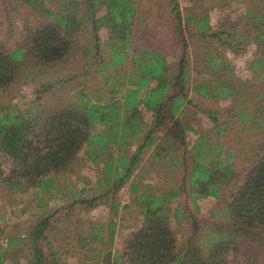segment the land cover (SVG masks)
<instances>
[{
  "label": "trees",
  "instance_id": "16d2710c",
  "mask_svg": "<svg viewBox=\"0 0 264 264\" xmlns=\"http://www.w3.org/2000/svg\"><path fill=\"white\" fill-rule=\"evenodd\" d=\"M136 1L9 0L31 19L0 40V153L16 164L0 184L30 221L10 230L15 208L0 215V264H264V0L236 18L226 7L243 0H208L201 12L194 2L185 14L166 0L151 24L161 46L136 40L148 17ZM227 52L249 79L234 77ZM45 68L67 86L63 96L40 106L42 83L22 101ZM92 75L101 80L88 84ZM181 194L191 227L206 224L197 240L181 242L171 227L185 215ZM49 196L66 201L51 206ZM207 198L218 206L206 223L194 211ZM104 205L111 217L96 222L91 209ZM122 208L137 212L136 228L116 219ZM60 210L73 217L67 230L51 222ZM249 245L262 250L243 259Z\"/></svg>",
  "mask_w": 264,
  "mask_h": 264
},
{
  "label": "rangeland",
  "instance_id": "374dc122",
  "mask_svg": "<svg viewBox=\"0 0 264 264\" xmlns=\"http://www.w3.org/2000/svg\"><path fill=\"white\" fill-rule=\"evenodd\" d=\"M195 2V7L197 8V10L199 12H201V10L203 8L208 7L210 4V2L208 0H178V5L180 10L182 11V14H185L183 10H185L187 8L190 9L191 7H189L192 3ZM9 4V0H0V40L3 39H7L8 42L18 38L19 34L21 33V21L22 20H27L29 21L31 19V14H28L26 10L24 9H20L19 12L16 10H8L7 9V5ZM136 5H137V12L140 16H142V13L144 15L147 14V19L146 22L144 23L143 20L137 25L136 27V35L135 38L137 41L142 40L144 41L147 45H160V42L158 39L153 38V33H156L155 29L153 32H151L152 28L154 26H152V22L154 19L158 18V17H164V13L163 10L166 9L167 3L166 0H137L136 1ZM226 10H228L229 12H231L232 16H235L234 18L238 17V16H242L244 11H257L258 7L257 5L252 1V0H243L242 2H230L228 4V6L226 7ZM196 11V10H195ZM196 11V12H198ZM217 12L215 11H210V22L211 25L214 24V21L216 22L215 17L217 16ZM145 18V17H144ZM241 18V17H239ZM238 18V19H239ZM237 19V20H238ZM104 29H100L99 30V39L100 41H104ZM152 34V35H151ZM89 38L88 36H82L81 37V43H86L89 42ZM106 50V47H105ZM104 50V51H105ZM245 50L249 51L250 50V46L249 44H246L245 46ZM227 56L230 55V57H232L233 59L235 57H237L234 61V65H235V72H234V77L239 79V80H245V79H249L250 76L248 74V72L245 69V63L243 62V59L238 57V54H230V52H227ZM243 53V52H242ZM104 55H106V53L104 52ZM169 62H172V57L168 56ZM230 61L232 59H229ZM54 72L48 70L47 68H45L43 71H41L40 73H37V75H33L31 80L28 81V83H26L25 88H22V92L23 94H19L20 95V99L22 101H27L30 98H33V86H36L39 84H44V88L43 90H46L45 92L40 94V97L38 99V102L40 104V106H46L48 105L50 102L53 103L54 100L56 99H60L63 94L65 93L67 86L65 84H63L64 82H61L57 79H55L54 77ZM56 75L60 76L61 72L56 73ZM101 80V78L98 75H92L90 76L89 79V83L88 84H92L95 81H99ZM47 82L49 84H47ZM67 82H71L70 80ZM47 87V88H46ZM57 87H62L63 89H58ZM21 88V87H20ZM41 89V88H40ZM59 91H61V93H59ZM57 96V97H56ZM193 100L197 103H200L206 107L209 108H215L217 107L218 109H221L223 104H217L214 101L210 100V99H201L198 96L194 95ZM201 121L202 123L205 124L204 122V117H201ZM15 163H13L7 156H5L4 154L0 153V172L2 174H5L9 171H12L15 169ZM158 186V185H157ZM120 195L117 196V200L119 199ZM51 196L48 197V204L49 205H54L57 206L59 205L62 201H66L65 198H62L63 200H51L50 199ZM26 202V198L24 199ZM177 200V199H176ZM175 200V201H176ZM179 203L184 207V213L187 210H191V205L190 202L188 200V197L184 194H181L178 197ZM197 203H199V210L194 211V217H196L197 219H205L206 223L208 221H210V219H206L207 217H209V215H211V210L212 208L218 206V202L214 201L211 198H207V199H202V200H198ZM9 206H12L15 208V215L12 216L8 222L10 225L12 224H16V226H12L10 227V230H23L24 227L29 223L30 218H29V209L25 208L24 212H21L20 214H17V210L20 206V204H10L9 199L6 197V195H4V190L2 189V186L0 184V215L2 213L5 212L6 209H8ZM132 206H129V208H132ZM54 208V207H52ZM52 208L47 209V210H52ZM49 211V212H50ZM64 214V210H60L58 212H56L52 219L51 222L57 224L58 226H60L61 230H67L70 228V226H68V224L70 222L73 221V217L71 218H66L63 217ZM93 219L96 220V222H105V220L108 217H111V214H108V208L107 205L104 206H98L96 208L91 209V215H90ZM118 216H121V224L124 223H128L130 225L131 228H136L140 223H141V219H138L140 217H137V212L134 210V212H129L128 209L126 210L125 208H122L120 212H118L116 219ZM215 221V220H213ZM211 221V222H213ZM206 224H203L201 222H199V227H197L196 229H193L191 227V222L189 220V217L187 216V213H185V215H183V217L180 219V227H177V225H175V221L171 220V227L173 228V230H176V236L177 239L181 242H184V240L191 234H193L194 240H197L200 233H202L205 230ZM124 229V228H123ZM122 229V230H123ZM50 230V231H49ZM48 230V234L49 237L53 235V233L51 232V229L49 228ZM131 229H124L122 231V233L119 236H115V240H114V244H116V246L119 248L122 244V239L124 238V235L129 232ZM14 232V231H13ZM12 233V232H11ZM61 236V235H59ZM64 237L66 238L67 236ZM4 248L3 246V242H1L0 244V250H2ZM259 248H254L251 247L250 245L247 248H244L242 250V258L245 259L247 258L249 255H251L254 252H261ZM235 259L237 260V257H235ZM67 261H69V263H74V261H71L69 259V257L67 258Z\"/></svg>",
  "mask_w": 264,
  "mask_h": 264
},
{
  "label": "crops",
  "instance_id": "0c3cea01",
  "mask_svg": "<svg viewBox=\"0 0 264 264\" xmlns=\"http://www.w3.org/2000/svg\"><path fill=\"white\" fill-rule=\"evenodd\" d=\"M217 104H222V103H217Z\"/></svg>",
  "mask_w": 264,
  "mask_h": 264
}]
</instances>
